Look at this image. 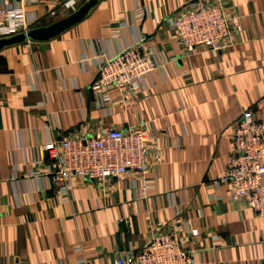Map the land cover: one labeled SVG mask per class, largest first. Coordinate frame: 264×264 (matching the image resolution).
Wrapping results in <instances>:
<instances>
[{"label":"crops","instance_id":"1","mask_svg":"<svg viewBox=\"0 0 264 264\" xmlns=\"http://www.w3.org/2000/svg\"><path fill=\"white\" fill-rule=\"evenodd\" d=\"M89 1L54 15L29 6L38 20L0 47V264H117L179 210L194 264H264V216L214 183L237 119L249 110L264 120V0H220L240 17L238 42L190 53L167 18L193 0H94L77 15ZM142 37L163 66L139 97L116 88L103 107L91 87L100 57ZM107 127L151 135L159 162L146 192L132 173L54 185L42 146Z\"/></svg>","mask_w":264,"mask_h":264},{"label":"built area","instance_id":"2","mask_svg":"<svg viewBox=\"0 0 264 264\" xmlns=\"http://www.w3.org/2000/svg\"><path fill=\"white\" fill-rule=\"evenodd\" d=\"M40 2L52 5L50 14L54 15L61 8L76 10L79 0H0V39L28 30L38 20L37 11L29 6ZM146 14L144 7H138L136 19L142 21ZM167 21L189 53L198 48L226 50L238 42L244 30L240 17L220 0H193ZM144 43L142 37L100 57L98 75L91 87L103 107L109 109L113 89L137 97L147 91L146 77L163 64L161 57ZM155 149L151 135L140 127L99 128L91 135L73 131L42 146L52 183L57 187L77 177L103 183L132 173L141 177L142 193L149 186L148 174L158 167ZM214 183L228 185L233 197L246 200L252 211L264 216V120L256 119L249 110L236 121L227 170ZM183 222L179 210L170 227L152 224L147 241L116 263L194 264L192 249L183 244Z\"/></svg>","mask_w":264,"mask_h":264},{"label":"water","instance_id":"3","mask_svg":"<svg viewBox=\"0 0 264 264\" xmlns=\"http://www.w3.org/2000/svg\"><path fill=\"white\" fill-rule=\"evenodd\" d=\"M94 0H91L89 1L87 4H86V8H83L79 13H76L77 15L81 13V15H83L84 12L87 11V9L93 4ZM75 15L74 19L73 20H69L68 22H59V23H56L54 24L53 26L55 27H64L66 25H68L70 22H73L75 21L79 16ZM34 34V32H30L29 35L31 34ZM15 39H21V35H17V36H14V37H10V38H2L0 39V47L3 46V45H6V44H9L10 42H13L12 40H15Z\"/></svg>","mask_w":264,"mask_h":264}]
</instances>
